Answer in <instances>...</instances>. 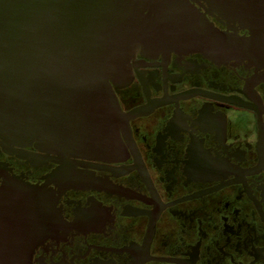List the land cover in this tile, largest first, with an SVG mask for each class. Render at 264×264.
Masks as SVG:
<instances>
[{
	"label": "flooded vegetation",
	"instance_id": "obj_1",
	"mask_svg": "<svg viewBox=\"0 0 264 264\" xmlns=\"http://www.w3.org/2000/svg\"><path fill=\"white\" fill-rule=\"evenodd\" d=\"M190 2L231 51L140 48L115 151L0 137V186L39 190L26 264H264V0Z\"/></svg>",
	"mask_w": 264,
	"mask_h": 264
},
{
	"label": "water",
	"instance_id": "obj_2",
	"mask_svg": "<svg viewBox=\"0 0 264 264\" xmlns=\"http://www.w3.org/2000/svg\"><path fill=\"white\" fill-rule=\"evenodd\" d=\"M233 42L190 0H0V137L16 145L103 157L119 144L124 84L142 49L212 50ZM229 43V45H228ZM14 151L25 154L19 149ZM39 190L0 186V264H26Z\"/></svg>",
	"mask_w": 264,
	"mask_h": 264
}]
</instances>
